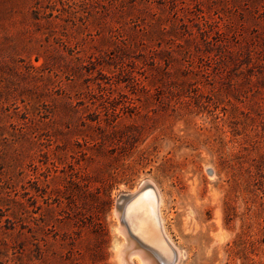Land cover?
Here are the masks:
<instances>
[{"label":"rangeland","instance_id":"374dc122","mask_svg":"<svg viewBox=\"0 0 264 264\" xmlns=\"http://www.w3.org/2000/svg\"><path fill=\"white\" fill-rule=\"evenodd\" d=\"M144 185L175 264H264V0H0V264H120Z\"/></svg>","mask_w":264,"mask_h":264},{"label":"bare ground","instance_id":"6f19581e","mask_svg":"<svg viewBox=\"0 0 264 264\" xmlns=\"http://www.w3.org/2000/svg\"><path fill=\"white\" fill-rule=\"evenodd\" d=\"M162 200L152 185H144L118 201L116 230L124 238L120 264H175L179 252L163 228Z\"/></svg>","mask_w":264,"mask_h":264}]
</instances>
